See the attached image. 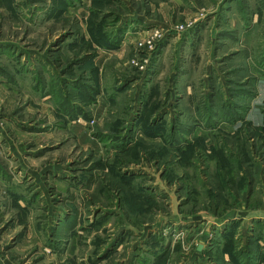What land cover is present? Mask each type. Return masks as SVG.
Wrapping results in <instances>:
<instances>
[{
	"label": "rangeland",
	"instance_id": "374dc122",
	"mask_svg": "<svg viewBox=\"0 0 264 264\" xmlns=\"http://www.w3.org/2000/svg\"><path fill=\"white\" fill-rule=\"evenodd\" d=\"M0 264H264V0H0Z\"/></svg>",
	"mask_w": 264,
	"mask_h": 264
},
{
	"label": "crops",
	"instance_id": "0c3cea01",
	"mask_svg": "<svg viewBox=\"0 0 264 264\" xmlns=\"http://www.w3.org/2000/svg\"><path fill=\"white\" fill-rule=\"evenodd\" d=\"M15 1V0H14ZM13 16H15L14 14H13ZM14 129L17 131V128H16V126H14ZM19 131V130H18ZM11 144V143H10ZM17 145V144H16ZM3 149H5V147L3 146L2 147ZM11 148V147H10ZM17 148V147H16Z\"/></svg>",
	"mask_w": 264,
	"mask_h": 264
},
{
	"label": "water",
	"instance_id": "95a60500",
	"mask_svg": "<svg viewBox=\"0 0 264 264\" xmlns=\"http://www.w3.org/2000/svg\"><path fill=\"white\" fill-rule=\"evenodd\" d=\"M200 247H201V246H200V245H198L197 249L199 250V249H200Z\"/></svg>",
	"mask_w": 264,
	"mask_h": 264
}]
</instances>
